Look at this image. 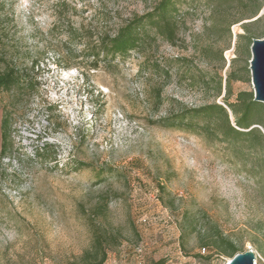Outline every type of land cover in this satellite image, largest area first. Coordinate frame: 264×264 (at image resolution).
Returning a JSON list of instances; mask_svg holds the SVG:
<instances>
[{
	"label": "rangeland",
	"instance_id": "obj_1",
	"mask_svg": "<svg viewBox=\"0 0 264 264\" xmlns=\"http://www.w3.org/2000/svg\"><path fill=\"white\" fill-rule=\"evenodd\" d=\"M156 1L0 0V58L25 83L0 91L11 138L0 156V264H81L94 234L108 241L104 264H225L195 257L208 254L198 232L210 225L264 264L257 148L155 123L254 95L243 25L264 38V7L216 34L210 0H179L172 43L147 30L136 50L106 56L101 40ZM185 216L198 225L182 248Z\"/></svg>",
	"mask_w": 264,
	"mask_h": 264
},
{
	"label": "trees",
	"instance_id": "obj_2",
	"mask_svg": "<svg viewBox=\"0 0 264 264\" xmlns=\"http://www.w3.org/2000/svg\"><path fill=\"white\" fill-rule=\"evenodd\" d=\"M179 0H157L154 7L147 13L134 17L122 26L114 36H106L101 40L102 52L107 56L126 55L136 50L141 42L148 37L147 30L156 32L166 41L172 43L177 29L176 13ZM212 2V13L210 16V29L216 34L229 33L232 24L257 16L264 7V0H210ZM256 19V21H258ZM243 36L252 43L256 37L249 34L248 25H243ZM145 34L143 36L142 34ZM231 74L225 80V86L229 87ZM22 76L0 58V91H10L15 87L24 85ZM221 83H219V90ZM233 121H231V116ZM264 105L254 101L252 93L239 92L236 100L230 103L224 99L223 104L211 102L198 108L183 109L179 113L161 119L156 124L164 127H183L192 133L215 139L234 147L251 148L256 147L261 155L264 166V134L259 126L264 129L262 119ZM202 121L203 123H198ZM257 126V127H255ZM0 156L7 155L10 142L9 120L3 114L0 123ZM163 189V188H161ZM187 216L179 224L181 247L185 233L197 231V222L185 223ZM200 237V248L202 252L209 250L206 256H195L197 258L223 257L228 260L240 253L239 248L227 239L216 225L202 228L198 232ZM106 238L94 234L92 247L84 252L81 264H104L106 260L107 244ZM111 240L116 244V237ZM112 244V243H111ZM152 264H164L163 260Z\"/></svg>",
	"mask_w": 264,
	"mask_h": 264
},
{
	"label": "water",
	"instance_id": "obj_3",
	"mask_svg": "<svg viewBox=\"0 0 264 264\" xmlns=\"http://www.w3.org/2000/svg\"><path fill=\"white\" fill-rule=\"evenodd\" d=\"M251 59L249 69L253 87L254 101L264 104V38L254 39L250 46ZM254 254L247 250L236 254L225 264H255Z\"/></svg>",
	"mask_w": 264,
	"mask_h": 264
}]
</instances>
